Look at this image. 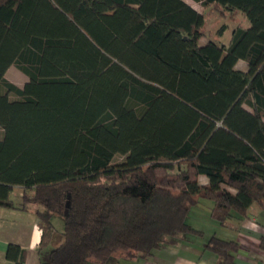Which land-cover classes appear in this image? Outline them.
<instances>
[{
	"label": "trees",
	"instance_id": "1",
	"mask_svg": "<svg viewBox=\"0 0 264 264\" xmlns=\"http://www.w3.org/2000/svg\"><path fill=\"white\" fill-rule=\"evenodd\" d=\"M194 1L249 24L200 43L204 15L185 0H0V206L22 187L39 250L63 218L40 264L146 258L199 231L187 213L201 199L221 224L264 209V0ZM205 246L234 264L235 241Z\"/></svg>",
	"mask_w": 264,
	"mask_h": 264
},
{
	"label": "crops",
	"instance_id": "2",
	"mask_svg": "<svg viewBox=\"0 0 264 264\" xmlns=\"http://www.w3.org/2000/svg\"><path fill=\"white\" fill-rule=\"evenodd\" d=\"M185 1L201 12L192 4L194 0ZM199 182L206 183L207 177L200 175ZM22 192V187L14 186L10 193L14 207L0 206V264H12L5 256L9 243L26 250L24 264H40L49 249L62 240L63 218L57 217L56 221L54 215L52 220L56 230L39 250L42 228L35 212L37 206L29 204L26 209L20 208ZM211 206L210 199H201L189 208L187 222L198 232H189L178 241L157 248L146 258H118L115 264H215L220 257L205 246L214 235L238 244L234 264H264V248L260 245L264 237V209L252 204L246 215H233L221 224L212 218Z\"/></svg>",
	"mask_w": 264,
	"mask_h": 264
},
{
	"label": "rangeland",
	"instance_id": "3",
	"mask_svg": "<svg viewBox=\"0 0 264 264\" xmlns=\"http://www.w3.org/2000/svg\"><path fill=\"white\" fill-rule=\"evenodd\" d=\"M192 4H194L197 7V9L201 11L204 15V20H205V23L203 26L204 36L201 37L200 43H204L205 41L210 39L215 42H221L225 45H229L230 40H231L232 30L235 27H238V26L246 27L249 24L248 20L241 12L236 11V12L230 13V12L223 11V10L221 11L219 10L218 6H214V5H208L206 7H203L200 3L193 2ZM222 25L225 26V29L220 35L218 34V29ZM244 64L245 63L240 60L238 62V67H244ZM5 77L9 81L16 84L17 86H22L27 80L26 75L23 74L14 65H10L8 67V69L5 72ZM4 90L5 89L2 86H0V92H4ZM9 97L15 98V95L9 92ZM244 107L251 110V108L246 104H244ZM1 136H2V129L0 127V137ZM122 159H123V155L116 154L112 159V163L120 162L122 161ZM172 171H177V168H175ZM57 217H60V216L56 215V218H55L56 221H58ZM90 264H94V263H90Z\"/></svg>",
	"mask_w": 264,
	"mask_h": 264
}]
</instances>
